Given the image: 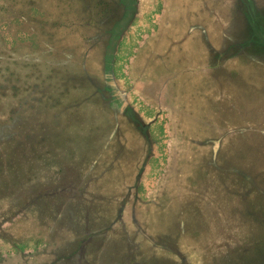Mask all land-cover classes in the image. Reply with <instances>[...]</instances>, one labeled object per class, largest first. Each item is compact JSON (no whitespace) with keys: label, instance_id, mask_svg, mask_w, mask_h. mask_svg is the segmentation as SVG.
I'll return each mask as SVG.
<instances>
[{"label":"rangeland","instance_id":"obj_1","mask_svg":"<svg viewBox=\"0 0 264 264\" xmlns=\"http://www.w3.org/2000/svg\"><path fill=\"white\" fill-rule=\"evenodd\" d=\"M0 264H264V0H0Z\"/></svg>","mask_w":264,"mask_h":264}]
</instances>
